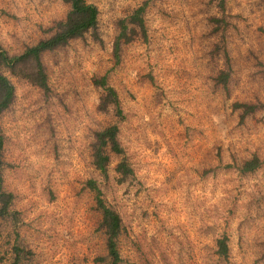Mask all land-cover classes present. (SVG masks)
Listing matches in <instances>:
<instances>
[{"label": "rangeland", "instance_id": "rangeland-1", "mask_svg": "<svg viewBox=\"0 0 264 264\" xmlns=\"http://www.w3.org/2000/svg\"><path fill=\"white\" fill-rule=\"evenodd\" d=\"M99 40L87 36L45 53L46 91L27 64L3 67L15 87L0 116L3 178L20 218L0 217V264H112L102 213L88 182L122 218L121 264H264V0H155L149 37L125 44L119 21L143 0H87ZM65 0H0V46L9 55L48 38ZM108 77L123 110L101 111L94 81ZM226 79V80H225ZM118 125L123 155L105 177L94 136ZM126 158L133 172L117 166ZM258 158V167L246 171ZM227 236L229 257L217 254Z\"/></svg>", "mask_w": 264, "mask_h": 264}, {"label": "trees", "instance_id": "trees-1", "mask_svg": "<svg viewBox=\"0 0 264 264\" xmlns=\"http://www.w3.org/2000/svg\"><path fill=\"white\" fill-rule=\"evenodd\" d=\"M70 10L64 20L55 23L54 27L49 29L51 35L48 38L40 40L36 45L28 47L26 51L17 56H11L0 46V116L4 114L13 104L15 99V87L7 76L3 73V67L10 68L12 72L24 65L32 66L34 82L44 90L49 89L48 74L44 64L43 57L45 53L54 52L58 49L68 46L72 41L84 39L87 36L99 40V10L95 5L89 4L87 0H65ZM155 0H143L140 7L135 9L131 16L119 21V34L113 43V55L117 63L121 60L122 48L138 38L144 41L148 40L149 31L147 27L146 14L150 4ZM226 80V79H225ZM103 95L99 106L101 111L112 110L118 116H123L121 101L117 91L109 85L108 77L103 76L94 81ZM237 108L242 110L243 118L254 114L260 107L258 105L238 104ZM120 129L118 125H111L95 133L94 136V165L103 176L108 175V167L111 162V155H123L125 151L119 139ZM5 147V138L0 127V217L14 218L16 221L20 218L18 211H13L14 195L5 190L3 178V152ZM258 167V158L247 162L246 171H253ZM117 171L122 175H128L133 172L127 159L124 158L117 166ZM89 188L95 192L96 204L102 213L100 229L105 235L106 249L108 258L112 264H121L122 258L119 250V239L123 232L122 218L114 209L107 206L103 192L94 180L89 181ZM1 237V232H0ZM14 262L12 264H25L27 256L31 251L21 243L17 242L13 247ZM217 254L221 257H229L230 248L228 238L218 241Z\"/></svg>", "mask_w": 264, "mask_h": 264}]
</instances>
